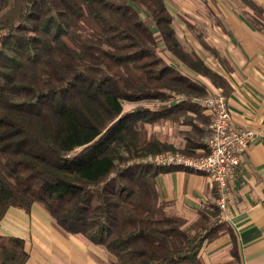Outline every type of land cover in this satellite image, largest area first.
Instances as JSON below:
<instances>
[{"label":"trees","instance_id":"16d2710c","mask_svg":"<svg viewBox=\"0 0 264 264\" xmlns=\"http://www.w3.org/2000/svg\"><path fill=\"white\" fill-rule=\"evenodd\" d=\"M166 1L0 0V222L39 204L116 264H202L203 248L226 235L236 255L217 197L191 221L172 212L158 177L185 169L145 160L206 155L201 100L230 91L182 42ZM240 1L264 29V8ZM166 124L181 128L182 148L158 137ZM28 257L22 238L0 235V264Z\"/></svg>","mask_w":264,"mask_h":264},{"label":"crops","instance_id":"0c3cea01","mask_svg":"<svg viewBox=\"0 0 264 264\" xmlns=\"http://www.w3.org/2000/svg\"><path fill=\"white\" fill-rule=\"evenodd\" d=\"M214 10L210 11L207 37L191 32L196 44H184L227 80L230 91L225 96L232 123L253 128L260 137L243 154L221 216L233 229L236 255L226 235L203 248L201 263L264 264V29H257L243 15L219 7ZM243 10H247L245 6ZM158 187L170 210L190 221L203 202L217 197L211 180L192 171L163 173ZM0 235L24 240L29 255L26 264H116L112 256L83 236L63 232L39 204L29 212L10 208L0 222Z\"/></svg>","mask_w":264,"mask_h":264},{"label":"built area","instance_id":"2783aa9c","mask_svg":"<svg viewBox=\"0 0 264 264\" xmlns=\"http://www.w3.org/2000/svg\"><path fill=\"white\" fill-rule=\"evenodd\" d=\"M201 105L211 118L210 135L206 141L209 152L201 157L165 152L152 156L155 166L175 167L205 174L214 185L216 204L222 213L228 205L231 184L242 163L247 148L256 142L260 133L253 128L238 127L232 123L227 98L221 90L213 89L201 100Z\"/></svg>","mask_w":264,"mask_h":264},{"label":"rangeland","instance_id":"374dc122","mask_svg":"<svg viewBox=\"0 0 264 264\" xmlns=\"http://www.w3.org/2000/svg\"><path fill=\"white\" fill-rule=\"evenodd\" d=\"M235 1L233 0H167L166 6L171 12V14L174 16L175 28L178 36L180 37L183 43L185 42L187 45L191 46V44L193 43L196 44L195 38L191 36L192 34L190 35L191 32L194 34L196 32H201L203 35L205 34L204 36L207 37V33L209 32L208 19L209 21H211L212 19L211 18L212 14H210V11L213 13V10L216 7L222 8L223 11H226L227 13L234 12L243 15L247 19H249V17L246 15L245 11L243 10L244 9L243 3L240 0H238L237 3ZM260 1L261 3L258 2V0L256 2L261 4V6L264 8V0H260ZM214 12L216 13L215 10ZM185 23L188 24L189 27L186 26ZM182 71L188 75H193L191 71L185 69L184 67L182 68ZM133 106L134 104L125 103L124 109L127 110L132 108ZM205 114L207 115V113ZM180 129L181 128H179L178 126L174 127L169 124H166L165 126L162 127H156L158 137L163 140L166 138V141L172 143L176 147V149H180L184 146V140L180 135ZM161 153H165V152L161 151L156 154H161ZM171 153H178V152L176 151ZM154 155L148 156L145 160L149 161V159ZM95 247L99 248L97 246Z\"/></svg>","mask_w":264,"mask_h":264}]
</instances>
